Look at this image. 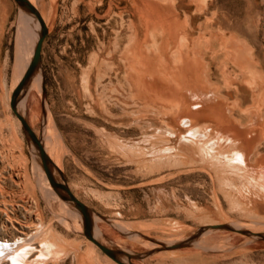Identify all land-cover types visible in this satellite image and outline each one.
<instances>
[{"label": "rangeland", "instance_id": "obj_1", "mask_svg": "<svg viewBox=\"0 0 264 264\" xmlns=\"http://www.w3.org/2000/svg\"><path fill=\"white\" fill-rule=\"evenodd\" d=\"M29 1L47 32L18 110L92 233L132 264H264V0ZM18 9L0 34V244L27 241V264H117L50 192L9 108L38 29ZM189 119L237 142L207 157Z\"/></svg>", "mask_w": 264, "mask_h": 264}, {"label": "water", "instance_id": "obj_2", "mask_svg": "<svg viewBox=\"0 0 264 264\" xmlns=\"http://www.w3.org/2000/svg\"><path fill=\"white\" fill-rule=\"evenodd\" d=\"M14 3L17 5L19 9L24 11L25 13L29 14L30 16L33 17L34 20H36L38 24V33H37V38L34 44V48L32 51L31 58L21 76L19 79L18 83L15 85V87L12 89L10 96H9V108L13 115L17 118L19 121L20 127L26 137V139L33 145L35 150L37 151V155L39 158L40 165L43 169V172L54 190V192L57 194V196L66 201L69 202L72 207L77 210V212L80 215L81 218V232L82 235L89 240L91 243H93L104 255L112 259L114 262L117 264H132L129 262L130 254L119 250V249H114L111 247H108L102 243H100L98 240H96L93 235H92V221H91V216L88 208L79 200L77 199L69 190L67 187L64 177L61 173V171L57 170L53 166V164L48 160L47 156L44 154L43 149L41 147V143L35 135V133L31 130L29 127L27 121L25 120L24 117H22L20 114H18L15 110V104L16 100L21 93V89L23 86L27 84V81L29 77L31 76L33 70L37 68V65L39 63V57H40V47L42 40L46 34V29L44 26V22L38 12V10L28 1V0H13ZM20 92V93H19ZM22 94V93H21ZM55 169L57 174H58V179L53 176L51 169ZM211 228H222L223 225L221 224H215V225H210ZM185 242H180V243H173L169 244V248H176L180 247L183 245ZM120 255H124L127 257V261L123 262L119 259Z\"/></svg>", "mask_w": 264, "mask_h": 264}, {"label": "bare ground", "instance_id": "obj_3", "mask_svg": "<svg viewBox=\"0 0 264 264\" xmlns=\"http://www.w3.org/2000/svg\"><path fill=\"white\" fill-rule=\"evenodd\" d=\"M29 1V0H28ZM30 2V1H29ZM18 11L28 20V21H31L32 20V23H33V26L35 27V29L38 27V24H37V22H36V20H34L33 19V17L32 16H30L29 14H27V13H25L24 11H22L21 9H18ZM21 21V24H22V21H23V19H22V16L20 15L19 16V22ZM26 26H27V24H26ZM44 26H45V29H46V32H47V27H46V25H45V23H44ZM21 27V32H22V36H23V34H24V32H23V28H22V25L20 26ZM26 28V27H25ZM27 28L29 29V27L27 26ZM28 29H27V31H28ZM38 30H39V28L37 29V33H38ZM26 31V32H27ZM37 67H38V65H37ZM36 69V68H35ZM35 69L33 70V72H32V74H31V76L29 77V79H28V81H29V84H28V87L30 88V86H31V84H32V81H33V78H34V76L37 74L36 72V74L34 73V71H35ZM34 73V74H33ZM36 77V76H35ZM20 79V78H19ZM37 79H38V77H37ZM19 80L17 79V82H18ZM28 81H27V83H28ZM34 84V83H33ZM86 85H87V83H86ZM25 88H26V85L25 86H23V88L21 89V93L23 94V92L25 91ZM34 88H36V87H34ZM19 92V93H20ZM19 94V96H18V98H17V100H16V104H15V110H16V112L18 113V114H20L22 117H23V115H22V112H20L19 110H18V108H19V104H20V102L24 99V96L23 97H21V98H19L22 94ZM206 96V95H205ZM205 98V97H204ZM193 99V98H192ZM197 99V98H196ZM195 100V99H194ZM185 107H187V106H185ZM198 108V107H197ZM256 108V107H255ZM193 115V114H192ZM194 117V116H193ZM191 118V117H190ZM186 120H183V123H181L182 125H188V127L186 128V130H187V132L188 133H186V135H184V136H182L183 138H184V141H199V142H202V146L203 147H200V149L202 150V152L204 153V155L205 156H207V157H210V150L212 149V148H214V146H217L218 148H220V150L222 149V148H226L227 146H229L230 148L232 147V146H230L231 145V143H235V142H237V140H234V139H232V138H230V137H226V136H223V135H221V134H218V135H216L215 137H209V136H207V132L209 131V128L208 127H202L201 129H199V128H196V127H192L193 125H191V120L189 119V121H190V124H187L186 122H185ZM212 131V130H211ZM170 134V133H169ZM214 136V135H213ZM38 137V136H37ZM237 137V136H236ZM38 139H39V141H40V143H41V147H42V149H43V152H44V154L47 156V158H49V155H47V151H49V150H47L46 151V149H45V146H44V144L42 145V139L41 138H39L38 137ZM229 144H228V143ZM190 144V143H189ZM193 146V145H192ZM174 148V147H173ZM172 147L171 146H163L162 148H159L158 149V151H157V153H156V157L158 158V159H166V160H168L169 158L171 159V157H173V156H175L174 154H175V152L174 153H171L172 151ZM235 150V149H234ZM36 153H37V151H36ZM221 154V153H220ZM38 156V155H37ZM233 158H226V159H228L227 161V163L225 164V165H227V166H229V168L231 169V170H236V172H237V170H239L240 168H243V167H245V161H244V154L243 153H239V152H235L234 154H233V156H232ZM157 159V160H158ZM174 161V160H173ZM157 162V161H156ZM40 163V162H39ZM55 164V163H54ZM56 165H57V163H56ZM241 166H243V167H241ZM40 168H41V170H42V172H43V169H42V167H41V165H40ZM59 169V168H58ZM51 171H52V174H53V176L54 177H56L57 179H58V174H57V172H56V170L55 169H51ZM240 172V171H239ZM242 172V171H241ZM56 174H57V176H56ZM234 174V173H233ZM43 175H45L44 174V172H43ZM237 174H235L234 176H233V178L236 176ZM238 176V175H237ZM45 179H46V181H47V183L49 184V182H48V180H47V178H46V176H45ZM232 182V181H231ZM50 185V184H49ZM52 188L50 189V192H52ZM67 203V202H66ZM223 228V227H222ZM204 230V229H203ZM92 235H93V237L96 239V240H98L100 243H102V244H104V241L102 240V237H101V233L99 232V233H92ZM26 242L27 241H25V240H23V242H21L18 246H13V244H11L12 246H8V244H4V245H2V244H0V264H9V263H7V261H9L10 262V264H27V258H26V256H25V254H27V253H29L28 251H30V249H31V246L29 245V244H27L26 245ZM93 244V243H92ZM17 247V248H16ZM30 247V248H29ZM21 248H24L25 250H26V248H28L26 251L24 250V253L22 252V251H19ZM25 256V257H24ZM26 259V260H25ZM123 261H125L124 259H123Z\"/></svg>", "mask_w": 264, "mask_h": 264}, {"label": "crops", "instance_id": "obj_4", "mask_svg": "<svg viewBox=\"0 0 264 264\" xmlns=\"http://www.w3.org/2000/svg\"><path fill=\"white\" fill-rule=\"evenodd\" d=\"M12 1L11 0H0V34L3 32L6 20L11 13L13 2H14Z\"/></svg>", "mask_w": 264, "mask_h": 264}]
</instances>
